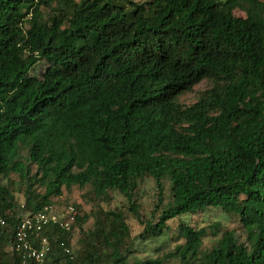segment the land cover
<instances>
[{"label":"trees","instance_id":"1","mask_svg":"<svg viewBox=\"0 0 264 264\" xmlns=\"http://www.w3.org/2000/svg\"><path fill=\"white\" fill-rule=\"evenodd\" d=\"M145 177L158 202L144 222ZM74 185L97 203L88 214L75 204L71 231L45 230L44 264H264V0H0V264H21L9 250L17 208L33 213ZM111 191L144 224L138 235L101 206ZM209 208L246 239L227 229L206 245L184 216ZM160 238L158 255L139 259Z\"/></svg>","mask_w":264,"mask_h":264},{"label":"rangeland","instance_id":"2","mask_svg":"<svg viewBox=\"0 0 264 264\" xmlns=\"http://www.w3.org/2000/svg\"><path fill=\"white\" fill-rule=\"evenodd\" d=\"M209 84L205 81L197 84L193 91L186 92L181 95V101L184 105L192 104L196 99L200 91L208 88ZM90 187L80 188L77 185L72 186L70 189H64V192L59 197H54L52 199L53 204L65 207L68 204H78L82 213H90L93 206L96 205L97 200H90L89 197L92 196L89 192ZM111 201L103 202L102 207L105 210H114L121 209L126 216L128 223L132 229L133 235H138L144 229V224L137 220L132 212L129 210V203L120 192L111 191ZM18 204L24 203V197L21 193L17 194ZM137 201L139 203V210L141 213V220L144 222L146 220H151L154 218L152 215V211L155 208L156 203L158 202V191L156 189L155 181L151 177H145L140 185V188L137 191ZM170 199V189L169 183H165L164 189V204L168 202ZM76 206V205H75ZM18 214L21 216L26 215L27 213H23L21 208H17ZM62 209V208H61ZM78 209V208H77ZM79 210V209H78ZM184 219L191 225L197 226V228H205L207 235L204 237V242L206 245H210L211 243H215L225 232L227 229H235L239 238L245 240L246 234L242 227L239 226L237 221L234 218L226 215L220 208H209L204 214L190 216V214H185ZM179 220H175L172 223L173 227H177ZM216 223L220 224V227L217 226L215 228ZM93 218L90 217L84 224V229H88L92 227ZM213 231H216L217 235L213 234ZM73 248L74 250H79V245L77 243L78 238L80 237V229L77 228L73 232ZM161 240H155L152 244L142 245L140 247V253H137L139 259L146 258H154L158 254L156 252H151L149 249L159 245L162 242ZM166 264H177L175 259L169 260Z\"/></svg>","mask_w":264,"mask_h":264},{"label":"built area","instance_id":"3","mask_svg":"<svg viewBox=\"0 0 264 264\" xmlns=\"http://www.w3.org/2000/svg\"><path fill=\"white\" fill-rule=\"evenodd\" d=\"M62 208V209H61ZM79 211L73 204L60 207L46 204L38 211L24 215L15 225V232L9 250L21 256V264L33 260L35 264H44L47 253L52 249L49 235L44 233L51 225L64 231H71ZM4 225L6 221L0 218ZM65 251L72 254V249L66 241H61Z\"/></svg>","mask_w":264,"mask_h":264},{"label":"clouds","instance_id":"4","mask_svg":"<svg viewBox=\"0 0 264 264\" xmlns=\"http://www.w3.org/2000/svg\"><path fill=\"white\" fill-rule=\"evenodd\" d=\"M49 204H53V203H49ZM37 211H38V210H37ZM27 214H28V213H27ZM22 217H23V216H22ZM22 217H21V218H22ZM9 246H10V245H9Z\"/></svg>","mask_w":264,"mask_h":264}]
</instances>
